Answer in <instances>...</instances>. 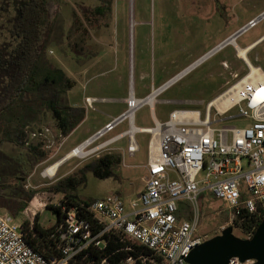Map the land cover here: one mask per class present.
<instances>
[{
  "label": "rangeland",
  "instance_id": "1",
  "mask_svg": "<svg viewBox=\"0 0 264 264\" xmlns=\"http://www.w3.org/2000/svg\"><path fill=\"white\" fill-rule=\"evenodd\" d=\"M104 1L112 4L111 11L103 16L86 13V7L93 9ZM198 1L199 6L191 5L190 0H50L55 20L44 56L46 65L64 69L72 79H82L76 87L63 94V102L69 103L72 99L81 101L85 93L117 97L130 91L131 86H134L137 96H144L152 91L153 86H159L193 62L223 36L242 27L264 11V0H220L221 6H218L216 11L214 8L217 3L216 6L213 5L214 2H211L210 6H201L204 0ZM147 33L148 41L144 39ZM262 35L264 18L260 19L256 26L240 34L237 42L239 46L246 47ZM127 46L130 49L128 54H131V61L127 59ZM95 50L99 52L98 70L106 72L80 76L77 74L78 68L88 64L89 57L93 56ZM248 56L256 66L261 65L264 68V40L254 47ZM224 60L227 61V66L224 65ZM248 72L247 62L237 56L235 45L229 43L157 96V100H177L176 103L158 102L157 116L161 121H165L175 108L197 109L204 114L209 100ZM236 73L239 74L238 77H234ZM126 108L127 105L123 102H104L97 105L98 110L88 109L84 123L67 137L65 150L62 147L54 157H46L32 169L25 183L35 192V196L18 215L25 227L35 222L37 213L42 225L54 226L58 217L53 205L59 204L65 196L63 193L50 191L48 186L67 175L81 179L79 168L106 153L122 155V163L118 167L119 176L100 178L92 171H87V179L78 181L75 192L92 198L118 193L129 200L142 190L143 177L147 173L148 142L151 133H136L141 149L134 156L128 151V134L115 143H107L90 153L65 160L53 176L43 173L46 167L64 157L72 146L77 145L86 136L87 128L95 130L110 120L104 117L101 111L119 114ZM232 113H238V108L233 109ZM215 116L224 119V115L216 114L213 109L212 117ZM135 117L138 125L156 124L150 104H145L137 110ZM10 118V115H7L0 122V142L2 141L6 150L17 153L21 149L20 146L6 140L8 131L17 124ZM224 121L225 124L238 127L247 126L250 122L239 118ZM34 123L36 126L56 127L53 113L48 109H42ZM128 126L129 120L126 119L112 131L98 136L86 148L90 150L106 142ZM204 175L203 173L200 177ZM199 206V233L207 238L220 234L221 226L229 220L228 209L210 192L199 198ZM194 214L191 203L183 200L180 216L192 218ZM234 232L239 236L243 234L237 229H234Z\"/></svg>",
  "mask_w": 264,
  "mask_h": 264
},
{
  "label": "built area",
  "instance_id": "2",
  "mask_svg": "<svg viewBox=\"0 0 264 264\" xmlns=\"http://www.w3.org/2000/svg\"><path fill=\"white\" fill-rule=\"evenodd\" d=\"M262 18L264 11L244 25L239 34L256 26ZM201 62L202 58L154 92L160 90L159 95ZM246 62L249 72L214 97L221 98L219 104L211 106V100L208 101L204 114L199 110L198 119L182 118L178 112L183 109L175 108L167 120H156L150 128H138L139 132L151 133L142 190L129 200L118 193L93 199L87 206L93 219L84 216L78 206L63 205V220L49 235L55 241L58 253L47 254L36 247L23 222L0 208V264H71L91 247L103 248L107 243L106 235L111 232H119L146 245L169 264H190L187 261L189 253L208 239L199 233V198L206 192L220 199L229 211V220L221 226L220 233L232 225L243 232L241 237L252 238L264 218V68L257 66L262 72L260 75L253 71L252 61ZM224 65L228 63L225 61ZM238 76V73L234 75ZM239 90L241 95L237 94ZM151 95L139 98L131 92L126 111L96 135L74 146L70 150L74 152L71 157L80 156L76 151L80 145L92 138L95 140L125 119L131 121L129 112L133 111L135 116ZM227 96L231 100L225 102ZM86 101L92 104L90 97ZM167 102L177 101L168 99ZM235 108L238 113L233 114ZM213 109L226 120L247 119L249 125L225 124L223 118L212 117ZM131 128L115 138L129 134L128 151L134 155L140 146L135 132L133 136L130 134ZM67 137L57 127L43 125L29 128L27 144L42 142L50 159L61 150ZM203 173L204 177H200ZM183 200L193 206L195 214L192 218L180 216ZM251 262L233 257L229 264ZM105 263L106 258L101 264ZM126 264H136L135 259L129 257Z\"/></svg>",
  "mask_w": 264,
  "mask_h": 264
},
{
  "label": "trees",
  "instance_id": "3",
  "mask_svg": "<svg viewBox=\"0 0 264 264\" xmlns=\"http://www.w3.org/2000/svg\"><path fill=\"white\" fill-rule=\"evenodd\" d=\"M107 3L104 1L93 9L86 7V13L103 16L112 9V4ZM54 20L50 0H0V122L7 115L17 122L8 131L6 140L21 148L13 153L0 142V208L9 210L15 217L35 196L25 181L32 169L49 156L42 142L27 144L29 128L41 127L34 123L39 112L50 110L56 127L64 135L70 134L86 117L85 107L63 102V94L72 89L76 81L64 69L46 65L44 56ZM20 108L23 110L19 111ZM121 163V154L106 153L79 168L81 179L67 175L48 186L50 191L65 196L59 204L53 205L58 222L45 227L37 213L35 222L26 227L30 241L47 254L58 253L49 235L63 220V205L78 206L84 216L93 219L87 206L95 198L75 192L78 181L87 179V171L100 178L118 177ZM246 223L244 221V225ZM106 238L103 248L91 247L71 264H101L104 258L107 264H126L129 257H133L136 264H169L146 245L119 232H111Z\"/></svg>",
  "mask_w": 264,
  "mask_h": 264
},
{
  "label": "crops",
  "instance_id": "4",
  "mask_svg": "<svg viewBox=\"0 0 264 264\" xmlns=\"http://www.w3.org/2000/svg\"><path fill=\"white\" fill-rule=\"evenodd\" d=\"M190 2H191V5H195V6H199V1L198 0H190ZM211 2H214L213 3V5L214 6H216V3H217V6L214 8V10L216 11V10H218V6H221V3H222V1H220V0H213V1H210V0H208V1H206V0H204L203 2H202V4H201V6H210L212 3ZM252 19V18H251ZM250 19V20H251ZM249 20V21H250ZM248 21V22H249ZM247 22V23H248ZM246 23V24H247ZM245 24V25H246ZM244 26V25H243ZM242 26V27H243ZM242 27H240V28H238V29H236V30H234V31H232V32H230V33H228L227 35H225V36H223L221 39H220V41H218L215 45H213L211 48H209L208 50H206L202 55H200V56H198L193 62H191V63H189L187 66H185L184 68H182L181 70H179L178 72H176L173 76H171L169 79H171L172 77H175L178 73H180L181 71H183L184 69H186V68H188V67H190V66H192L196 61H198V60H200L201 58H203V57H205L206 55H208V54H210L212 51H214L215 49H217L218 47H220L221 45H223L224 43H225V41L227 40V39H229L232 35H234L235 33H237ZM146 35V34H145ZM144 35V36H145ZM144 39L146 40L147 39V41H148V39H149V33H147V35L144 37ZM264 40V35H262L261 37H259L257 40H255L254 42H252V43H250L251 45L253 44H255L254 45V47H256L261 41H263ZM235 43H237V45L239 46V44H238V42H237V39L235 40ZM229 44V43H228ZM228 44H226L225 46H227ZM233 44H234V42H233ZM249 44V45H250ZM235 45V44H234ZM225 46H223V47H221V48H219V49H217L215 52H213V53H211L209 56H207L206 57V59H208L210 56H212L213 54H215L217 51H219V50H221L222 48H224ZM241 47V46H240ZM246 47H248V45L246 46ZM254 47H253V49H254ZM235 48H236V51H237V47H236V45H235ZM144 49V47L142 46L141 47V50H143ZM129 47L127 46V48H126V51H127V59H130V61H131V54H128V52H129ZM98 51H93V53H92V57L90 56L89 58H90V60L88 61V64H86V65H84V66H82V67H80V68H78V72H77V74H79L80 76H84L85 74H90V73H95L94 75H98L99 73H104V72H106V71H99L98 70V66H99V63H98V59H97V56H98ZM249 53H250V51H249ZM249 53H247V54H249ZM238 56V55H237ZM130 57V58H129ZM239 57V56H238ZM249 57V56H248ZM241 58V57H240ZM206 59H204L203 61H205ZM202 61V62H203ZM201 62V63H202ZM225 62V60L223 61V63ZM227 62V61H226ZM200 64V63H199ZM198 64V65H199ZM196 67V66H195ZM194 68V67H193ZM192 68V69H193ZM191 69V70H192ZM189 72V71H188ZM187 72V73H188ZM74 78V77H73ZM169 79H167L166 81H164L163 83H161L159 86H153V89H152V91L151 92H149L148 94H146V95H144V96H137L136 95V92H135V88H134V86H131V88H130V91H126L127 93H124V94H121L120 96H117V97H105V96H98V95H95V94H86L85 92V94H84V97L82 98V100L80 101V100H77V99H72L71 100V102L69 101V104H72V105H75V106H82V107H85V109H86V115H87V111H88V109H90V108H92V109H97V105L98 104H101V103H104V102H123V103H125L126 105H127V98H128V96H129V94L131 93V92H133L134 94H135V96L136 97H139V98H145V97H147V96H149V95H151L153 92H154V90L155 89H157V88H159L161 85H163L165 82H167ZM75 81H76V84H75V86L74 87H76L78 84H79V81L80 80H82L81 78H79V79H74ZM81 82V81H80ZM73 87V88H74ZM85 87V85H83V88ZM162 93V92H161ZM160 93V94H161ZM87 97H90L91 98V101H92V104H89L87 101H86V98ZM158 98V97H157ZM157 98H156V101L154 102V104H152V103H147V104H150V107H151V112H152V114H153V117H154V119H155V122H156V120H160L159 119V117L157 116V103L158 102H167V100L168 99H165V100H161V99H158L157 100ZM173 100H175V99H173ZM177 101V100H176ZM186 101V100H185ZM210 101V100H209ZM187 102H191V101H187ZM168 103V102H167ZM127 109V108H126ZM126 109L124 110V111H122V112H120L119 114H112L111 112H109V111H107V110H103V111H101L102 113H103V116L104 117H107V118H110V120H107V121H105L103 124H102V126H99V127H97L95 130H92L91 131V128H87V130H86V136L77 144V145H79V144H81V143H83L84 141H86L87 139H89V138H91V137H93L94 135H96L100 130H102V129H104L105 127H106V125L108 124V123H110V122H112L113 121V119L115 118V117H117V116H119V115H121L123 112H125L126 111ZM98 110V109H97ZM134 115V114H133ZM135 115H136V113H135ZM86 120V117H85V119L80 123V124H78V126H80V125H82L83 123H84V121ZM126 120V119H125ZM127 120H129V119H127ZM77 126V127H78ZM116 126V125H115ZM115 126H114V128H115ZM134 126L135 127H138V128H148V127H153V126H141V125H138L137 123H136V117L134 116ZM132 127V123H131V121L129 120V126L126 128V129H124V130H122V131H120L119 133H117V134H115V135H113V136H111L110 138H108L107 140H110V141H112V143L114 142H117L119 139H117L116 140V136L117 135H119L120 133H124V132H126V131H128L130 128ZM113 128V129H114ZM112 129V130H113ZM75 130V129H74ZM112 130H110V131H112ZM109 132V131H108ZM137 132H139L138 130H136L135 131V135H136V133ZM72 133V132H71ZM107 133V132H106ZM69 135L70 134H68V137H69ZM137 140V139H136ZM138 142V141H137ZM76 146V145H75ZM139 146H140V144H139ZM74 146H72L70 149H72ZM65 148H66V143H64V145H63V150H65ZM69 149V150H70ZM141 149V146H140V148H139V150ZM68 150V151H69ZM138 150V151H139ZM67 151V152H68ZM137 151V152H138ZM136 152V153H137ZM136 153L134 154V155H136ZM130 154V153H129ZM131 155V154H130ZM134 155H131V156H134ZM103 197V196H102Z\"/></svg>",
  "mask_w": 264,
  "mask_h": 264
},
{
  "label": "water",
  "instance_id": "5",
  "mask_svg": "<svg viewBox=\"0 0 264 264\" xmlns=\"http://www.w3.org/2000/svg\"><path fill=\"white\" fill-rule=\"evenodd\" d=\"M239 35V32L235 33L217 49L233 43L232 40H236ZM210 54L203 57L202 61ZM233 257H238L242 262L251 260L248 264H264V218L252 238L241 237L234 232L232 225L227 226L222 233L195 246L187 256V261L190 264H229Z\"/></svg>",
  "mask_w": 264,
  "mask_h": 264
},
{
  "label": "bare ground",
  "instance_id": "6",
  "mask_svg": "<svg viewBox=\"0 0 264 264\" xmlns=\"http://www.w3.org/2000/svg\"><path fill=\"white\" fill-rule=\"evenodd\" d=\"M134 2V1H133ZM233 42H234V44L236 45V47H237V55L239 56V57H241L242 59H244L245 61H250L251 62V60H250V58L248 57V54L247 53H249V51H251L252 49H253V47H254V45L252 44H250V45H248V47H240V46H238L237 45V43H235V40H232ZM252 68H253V71H255V72H257V73H259L260 75H262V72H261V70L260 69H257V66L256 65H254V64H252ZM238 87H240V85L238 84ZM159 91L160 90H156L148 99H147V101H149L150 103H152V104H154V102L156 101V98H157V96H158V93H159ZM237 94H239V95H241V92H240V90H239V92L237 93ZM225 95H227V93L225 94ZM220 99L221 98H214V99H212L211 101H210V104L209 105H211V106H213V105H215V104H219V102H220ZM225 99V102H228L229 100H231V97H229V96H227L226 98H224ZM129 114H130V117H131V122H132V128H131V130H130V134L133 136L134 135V132L136 131V130H138V128L137 127H135L134 126V113H133V111H130L129 112ZM178 114L182 117V118H186V117H195L196 119H198L199 118V114H200V112H199V110H197V109H183V110H181V111H179L178 112ZM148 128H150V127H148ZM92 140H93V138L92 139H90L89 140V142H87V143H85V144H83V145H80L78 148H77V152L79 153V155H85V154H87V153H90V152H92L93 150H96L97 148H99L100 146L102 147V146H104L105 144H107L109 141L107 140L106 142H104V143H102V144H100V145H98V146H96V147H94V148H92V149H87L86 148V146H87V144L88 143H91L92 142ZM73 153L74 152H69L64 158H61V159H59V160H57L56 162H54L53 164H51L50 166H48V168L43 172L45 175H54L55 173H56V171H57V169L59 168V166L66 160V159H68V158H70L72 155H73Z\"/></svg>",
  "mask_w": 264,
  "mask_h": 264
}]
</instances>
